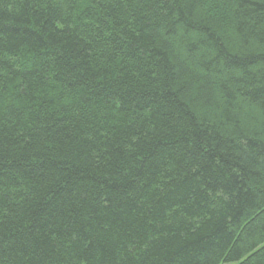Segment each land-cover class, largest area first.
<instances>
[{"label":"trees","instance_id":"trees-1","mask_svg":"<svg viewBox=\"0 0 264 264\" xmlns=\"http://www.w3.org/2000/svg\"><path fill=\"white\" fill-rule=\"evenodd\" d=\"M0 264H264V0H0Z\"/></svg>","mask_w":264,"mask_h":264}]
</instances>
